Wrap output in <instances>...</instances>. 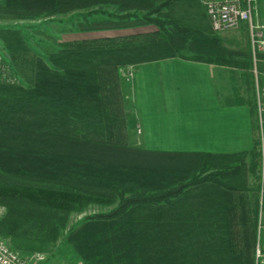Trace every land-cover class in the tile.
<instances>
[{
    "label": "trees",
    "instance_id": "1",
    "mask_svg": "<svg viewBox=\"0 0 264 264\" xmlns=\"http://www.w3.org/2000/svg\"><path fill=\"white\" fill-rule=\"evenodd\" d=\"M84 9L96 15L83 32L131 31L47 57L19 30L0 32L24 78L0 84V234L22 253L54 252L71 215L96 204L112 208L66 239L83 264H256L257 140L229 154L150 150L122 75L172 58L250 75V43L228 46L200 0H0V17L17 19Z\"/></svg>",
    "mask_w": 264,
    "mask_h": 264
},
{
    "label": "crops",
    "instance_id": "2",
    "mask_svg": "<svg viewBox=\"0 0 264 264\" xmlns=\"http://www.w3.org/2000/svg\"><path fill=\"white\" fill-rule=\"evenodd\" d=\"M62 28L65 37L69 28ZM135 70L132 103L146 148L227 154L254 148L253 97L236 89L223 92L220 85L237 79V72L243 76V70L177 58L140 64Z\"/></svg>",
    "mask_w": 264,
    "mask_h": 264
},
{
    "label": "rangeland",
    "instance_id": "3",
    "mask_svg": "<svg viewBox=\"0 0 264 264\" xmlns=\"http://www.w3.org/2000/svg\"><path fill=\"white\" fill-rule=\"evenodd\" d=\"M257 17L260 25L264 26V0H258L257 4ZM104 8V7H103ZM106 8V7H105ZM107 9V8H106ZM114 10V8H110ZM108 10V9H107ZM89 11L87 9L75 11L68 14H57L55 16H47L35 19H17V18H9V17H0V32L6 29H16L22 33L23 38L26 43L33 49L35 52L40 54L41 56L47 57V53L51 50L58 49L63 42H70L78 38H90L93 36L99 35H115L119 34V30H102V31H89L83 32L81 24L90 21L92 17L95 15H89ZM64 21V22H63ZM61 22V23H60ZM64 23V24H63ZM65 25V27L69 28L66 30L67 36L63 37L61 28ZM63 29V28H62ZM143 30H152V26L141 28ZM221 37L224 38L225 43L235 49H244L251 41L249 31L245 24L239 26L236 29L227 30L221 33H218ZM0 51L2 54L11 62L12 66L15 67L18 74L24 80L20 72L18 71L16 65L14 64L10 51L6 47V43L3 37L0 35ZM252 51V50H251ZM253 67L250 71V75L241 76L239 72H237V79L232 80L227 83L220 84L222 87V91L224 89L233 92L232 90H237L238 93L242 95L253 97L255 101V88H256V71L258 72V80L261 82L264 80V70H260L259 63L264 62L263 59H259L257 64H255L253 55ZM127 68V67H126ZM125 69V68H124ZM228 70V69H227ZM136 71V70H135ZM24 82V81H23ZM2 84V83H0ZM225 84H229V86H225ZM234 85V87H232ZM130 86V85H129ZM131 98L129 100L133 102L132 98V89ZM134 94V92H133ZM138 138L140 139V135L138 134ZM258 150V149H257ZM259 155L257 157L258 161ZM259 167V161H258ZM258 167L257 173L254 174L250 169L248 171L249 181L252 186L257 187V179H258ZM257 190V189H256ZM258 196V194H257ZM4 208L3 213L0 214V217L4 215L6 212V207L0 205ZM112 207H106L102 205L91 204L86 207L82 212H75L71 215L68 225L60 237L57 248L54 252H46V251H34L31 253L23 254L26 256L28 264H83L81 259L74 252L72 247L67 244L66 239L70 229L80 226L86 217L89 215L108 211ZM264 223V220H263ZM260 222L258 220L257 226V244L264 250V227L260 228ZM1 235V234H0ZM11 242V241H10ZM36 253H45L47 255L46 261H39L35 258Z\"/></svg>",
    "mask_w": 264,
    "mask_h": 264
},
{
    "label": "built area",
    "instance_id": "4",
    "mask_svg": "<svg viewBox=\"0 0 264 264\" xmlns=\"http://www.w3.org/2000/svg\"><path fill=\"white\" fill-rule=\"evenodd\" d=\"M205 7L212 28L215 32L221 33L227 30L236 29L245 24L249 31L252 55L257 64L259 59L264 60V26L260 25L257 17L258 0H200ZM256 71L255 88V135L259 153L258 167V205L260 228L264 227V80H258ZM123 77L133 82L136 71L134 66H128L122 70ZM22 78L11 62L0 51V83L20 84ZM138 133L141 128L138 126ZM4 208L0 206V214ZM256 264H264V250L257 244ZM35 258L39 261H46L45 253H36ZM0 264H28L26 256L14 248L10 240L0 235Z\"/></svg>",
    "mask_w": 264,
    "mask_h": 264
}]
</instances>
